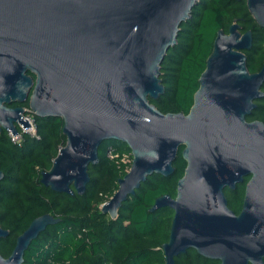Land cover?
I'll list each match as a JSON object with an SVG mask.
<instances>
[{
    "label": "water",
    "instance_id": "95a60500",
    "mask_svg": "<svg viewBox=\"0 0 264 264\" xmlns=\"http://www.w3.org/2000/svg\"><path fill=\"white\" fill-rule=\"evenodd\" d=\"M197 3L0 0V132L16 134L15 122L29 126L25 112L62 119L65 144L40 173V183L57 193H84L103 141L127 144L129 170L100 207L111 218L148 176L172 175L183 146L175 196L163 194L150 207L173 210L161 246L165 264L189 248L218 264H264V122L246 119L264 96V61L256 72L246 66L252 32H240L236 21L216 32L187 114L163 113L149 102L164 90L160 64ZM246 6L264 28V0ZM248 175L235 213L223 188ZM58 219L33 218L0 264H25L31 241ZM8 235L0 226V240Z\"/></svg>",
    "mask_w": 264,
    "mask_h": 264
},
{
    "label": "trees",
    "instance_id": "16d2710c",
    "mask_svg": "<svg viewBox=\"0 0 264 264\" xmlns=\"http://www.w3.org/2000/svg\"><path fill=\"white\" fill-rule=\"evenodd\" d=\"M190 17L180 24L176 43L166 52L160 64L163 92L149 102L163 113L187 114L198 78L212 50L216 32H227L233 22L242 33L252 32L251 48L245 50L249 72L258 71L264 61V50L253 45L264 42V28L249 14L246 0H198ZM264 92V83L261 86ZM247 120L264 122V96ZM27 104L28 103H24ZM39 139L28 137L22 144L12 143L6 130L0 132V226L9 235L0 240V254L11 253L16 237L41 214L49 213L58 221L48 225L23 253L25 264H165L161 246L168 240L173 210L164 207L150 211L155 199L163 194H176L177 180L183 175L186 161L179 148L173 161L174 173H153L141 183L111 218L99 206V188L103 180L112 185L110 199L118 188V179L129 170L123 154H132L127 144L117 139L103 141L98 147V162L88 167L89 183L83 194L57 193L40 183V173L49 170L53 158L64 146L60 117L36 116ZM116 155V156H111ZM108 199V200H109ZM242 195L230 198L229 207L240 211ZM174 264H218L189 248L174 258Z\"/></svg>",
    "mask_w": 264,
    "mask_h": 264
},
{
    "label": "built area",
    "instance_id": "2783aa9c",
    "mask_svg": "<svg viewBox=\"0 0 264 264\" xmlns=\"http://www.w3.org/2000/svg\"><path fill=\"white\" fill-rule=\"evenodd\" d=\"M24 108L27 109L28 105L26 104V106ZM21 116L28 121L29 126L24 128L20 122H15L14 126L16 128V134L13 135V133L10 130H6V134L9 138V140L12 143L17 144V145L22 144L23 141H25V139L28 137L29 138L33 137L35 139L40 138L38 131H37L36 116L31 112H25ZM111 156H116V155H111ZM126 156H127L126 153L123 154V157L121 158V160L123 162H130L131 161L130 158L126 159Z\"/></svg>",
    "mask_w": 264,
    "mask_h": 264
},
{
    "label": "rangeland",
    "instance_id": "374dc122",
    "mask_svg": "<svg viewBox=\"0 0 264 264\" xmlns=\"http://www.w3.org/2000/svg\"><path fill=\"white\" fill-rule=\"evenodd\" d=\"M237 22V20H236ZM238 25L240 24L241 26L245 24V22H237ZM240 32L241 29H239ZM253 45L255 46V48H257L259 51L261 50H264V42H261V41H258V40H255ZM24 107L26 106L25 104L23 105ZM247 118V117H246ZM126 159L128 158L129 159V153H126ZM112 185L108 182V180H103L101 182V185H100V188H99V206L101 207V205L105 202L108 201V196L110 195V192L112 191Z\"/></svg>",
    "mask_w": 264,
    "mask_h": 264
},
{
    "label": "flooded vegetation",
    "instance_id": "af4514ba",
    "mask_svg": "<svg viewBox=\"0 0 264 264\" xmlns=\"http://www.w3.org/2000/svg\"><path fill=\"white\" fill-rule=\"evenodd\" d=\"M16 105L17 104H11V105H8V107H13V106H16ZM23 105H21V106L23 107ZM249 178H250V175L244 176L243 179H242V182H236L234 187L229 188V187L226 186V187L223 188V193H224V195L226 197L228 207H229L228 202L230 201L231 197L234 198V197H239L240 195H242V201H243V196H244V192H245V186H246V183L249 180ZM242 201H241V207H242ZM241 207H240V210H241Z\"/></svg>",
    "mask_w": 264,
    "mask_h": 264
}]
</instances>
